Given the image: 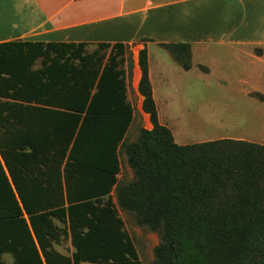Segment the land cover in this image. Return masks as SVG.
I'll return each instance as SVG.
<instances>
[{"label": "trees", "instance_id": "1", "mask_svg": "<svg viewBox=\"0 0 264 264\" xmlns=\"http://www.w3.org/2000/svg\"><path fill=\"white\" fill-rule=\"evenodd\" d=\"M86 44L0 41V264H141L112 187L158 234L150 264H264V144L176 143L157 120L144 46L137 91L151 126L123 141L126 45ZM159 44L189 68V43ZM119 148L132 173L121 183ZM62 239L69 253L53 247Z\"/></svg>", "mask_w": 264, "mask_h": 264}, {"label": "crops", "instance_id": "2", "mask_svg": "<svg viewBox=\"0 0 264 264\" xmlns=\"http://www.w3.org/2000/svg\"><path fill=\"white\" fill-rule=\"evenodd\" d=\"M11 39L117 41L136 48L131 76L124 79L125 97L132 107V95L140 117L149 122L137 91L138 49L145 47L148 66L149 44L163 48L159 43L187 42L190 57L209 46H225L261 68L264 0H0V41ZM156 114L169 128L157 109Z\"/></svg>", "mask_w": 264, "mask_h": 264}, {"label": "rangeland", "instance_id": "3", "mask_svg": "<svg viewBox=\"0 0 264 264\" xmlns=\"http://www.w3.org/2000/svg\"><path fill=\"white\" fill-rule=\"evenodd\" d=\"M95 47V44H87L85 49L90 51ZM147 48L148 76L156 109L169 124L176 143L241 137L264 144V62L260 68L259 63L255 64L233 48L209 46L200 53L194 51L189 68L182 70L164 48L152 44ZM135 49L131 51L126 47L123 54L121 66L126 78L131 76ZM250 50L253 49L250 47ZM128 96L133 115L123 137L126 142L136 137L139 127L150 128L149 122L140 117L135 99L131 94ZM117 159L116 182H127L132 173L121 148ZM109 195L140 263L150 264L158 234L136 224L131 211L117 206L113 187ZM53 247L63 253L72 249L68 239L53 243ZM4 259L9 260V257L4 255Z\"/></svg>", "mask_w": 264, "mask_h": 264}]
</instances>
